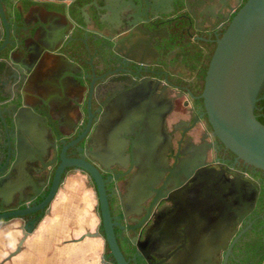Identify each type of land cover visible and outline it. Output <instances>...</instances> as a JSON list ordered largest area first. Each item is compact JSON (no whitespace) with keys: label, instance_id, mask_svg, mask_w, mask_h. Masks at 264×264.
<instances>
[{"label":"flooded vegetation","instance_id":"flooded-vegetation-1","mask_svg":"<svg viewBox=\"0 0 264 264\" xmlns=\"http://www.w3.org/2000/svg\"><path fill=\"white\" fill-rule=\"evenodd\" d=\"M247 1L3 0L20 35L0 30V214L42 204L62 170L44 209L0 227L28 233L79 199L70 224L105 239L96 180L69 164L83 161L129 264H264V170L226 148L202 96ZM147 137L166 156L156 179L144 175Z\"/></svg>","mask_w":264,"mask_h":264},{"label":"water","instance_id":"water-1","mask_svg":"<svg viewBox=\"0 0 264 264\" xmlns=\"http://www.w3.org/2000/svg\"><path fill=\"white\" fill-rule=\"evenodd\" d=\"M0 27L1 36H5L6 42L10 35L16 38L20 35L18 28H12L9 23L3 0H0ZM263 83L264 0H248L218 40L202 96L213 130L226 148L239 159L262 170H264V124L257 118L255 108ZM159 140L160 138L153 137L144 139L146 158L144 175L148 179L161 177L167 165L164 153L153 148V142ZM69 164L85 170L96 180L105 239L116 264H129L117 241L114 230L116 224L110 213L102 177L95 168L83 161H73ZM61 170L60 167L52 191L42 204L0 214V222L44 209L57 190ZM8 194L7 188H0L1 196L5 198ZM32 229L33 226L28 229V233ZM28 233L24 234V238Z\"/></svg>","mask_w":264,"mask_h":264},{"label":"crops","instance_id":"crops-1","mask_svg":"<svg viewBox=\"0 0 264 264\" xmlns=\"http://www.w3.org/2000/svg\"><path fill=\"white\" fill-rule=\"evenodd\" d=\"M68 187L72 188L70 182ZM78 200L71 199L70 208L65 211L68 221L63 216L51 221V216H47L26 238L24 230L18 227L13 234L16 240L11 242L15 252L7 264H112L106 261L105 239L97 235L94 223L68 224L80 205Z\"/></svg>","mask_w":264,"mask_h":264},{"label":"rangeland","instance_id":"rangeland-1","mask_svg":"<svg viewBox=\"0 0 264 264\" xmlns=\"http://www.w3.org/2000/svg\"><path fill=\"white\" fill-rule=\"evenodd\" d=\"M60 202L56 203L52 210L48 213V216H51V221H55V219L63 216V219H68L67 218V213L64 212V214H59L60 209L57 208L59 207L58 205ZM68 221V220H67ZM18 221H11L9 223L4 224L3 226L0 227V264H7V261L9 257L14 255L15 250L12 248L13 246L11 245V242L16 240L15 236L13 234L18 231ZM48 224L52 225L51 222ZM70 225V221L68 223ZM19 240V238H18ZM17 240V241H18ZM10 243V244H9Z\"/></svg>","mask_w":264,"mask_h":264},{"label":"trees","instance_id":"trees-1","mask_svg":"<svg viewBox=\"0 0 264 264\" xmlns=\"http://www.w3.org/2000/svg\"><path fill=\"white\" fill-rule=\"evenodd\" d=\"M259 97H261V96H259ZM256 107L264 108V105H263V104H260V103H257V104H256ZM255 110H256V109H255ZM255 114H256V111H255ZM106 251H107V254H108L109 257H110V262H111L112 264H116L115 259L113 258L112 254H111L110 247H109L108 244H107V247H106ZM127 260H128V258H127Z\"/></svg>","mask_w":264,"mask_h":264}]
</instances>
